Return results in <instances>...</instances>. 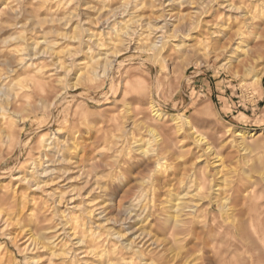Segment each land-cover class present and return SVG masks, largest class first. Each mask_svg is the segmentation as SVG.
Masks as SVG:
<instances>
[{
	"label": "clouds",
	"instance_id": "9594fccd",
	"mask_svg": "<svg viewBox=\"0 0 264 264\" xmlns=\"http://www.w3.org/2000/svg\"><path fill=\"white\" fill-rule=\"evenodd\" d=\"M0 264H264V0H0Z\"/></svg>",
	"mask_w": 264,
	"mask_h": 264
}]
</instances>
